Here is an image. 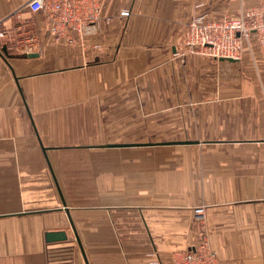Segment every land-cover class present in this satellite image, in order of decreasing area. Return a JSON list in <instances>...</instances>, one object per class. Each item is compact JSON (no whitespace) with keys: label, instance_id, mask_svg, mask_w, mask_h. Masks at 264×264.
I'll return each instance as SVG.
<instances>
[{"label":"crops","instance_id":"obj_1","mask_svg":"<svg viewBox=\"0 0 264 264\" xmlns=\"http://www.w3.org/2000/svg\"><path fill=\"white\" fill-rule=\"evenodd\" d=\"M30 1L0 0V264H51L52 246L63 245L48 243L46 233L60 230L73 231L89 264H175L177 252L196 245V203L162 198L158 174L149 187L147 169L132 177L120 150L106 147L116 117L130 122V104L120 100L134 92L132 78L140 83L168 69L192 16L238 17L263 0H100V19L73 41L51 35ZM240 64L262 83L233 88V101L229 88L218 101L209 89L197 105L200 118L251 121L252 136L233 141L264 143V56L256 40ZM247 181L222 193L211 240L222 264H264V180L250 192ZM74 264H86L81 248Z\"/></svg>","mask_w":264,"mask_h":264},{"label":"rangeland","instance_id":"obj_2","mask_svg":"<svg viewBox=\"0 0 264 264\" xmlns=\"http://www.w3.org/2000/svg\"><path fill=\"white\" fill-rule=\"evenodd\" d=\"M190 21L181 40L173 48L167 70L160 71L162 74L158 78L154 75L143 77L140 83L141 78L131 79L130 86L134 92L123 94L120 100L125 106L130 104L126 110L130 122L117 124L119 121L116 117L112 139L106 147L136 144L114 147L120 150L121 164L130 169L132 177H137L140 169H147L152 182L149 187H155L158 174L162 198L176 197L195 202L196 207L192 210L196 231L193 243L197 244L205 234L211 247L212 236L220 229V203L226 186L234 180H248L246 191L250 192L255 179L261 177L264 180V143L233 141L237 137L252 136L249 127L245 126L251 121L238 122L235 118L216 117L205 121L200 118L203 110L197 105L205 100V95H210L206 93L209 89L213 90L212 100L218 101L221 96L219 90L229 88L228 100L233 101L237 100L235 90L239 85L250 86L262 82L253 77L251 65L244 67L240 64L245 48L251 46L253 39L245 40L239 60L236 54L234 58H208L201 52L204 47L195 48L189 44ZM261 52L264 53L263 50ZM210 63L212 68L208 65ZM156 89H160V92H156ZM217 111L214 110V113ZM237 152L241 156H237ZM233 187L238 196V189ZM210 207L214 209L211 222L207 214ZM197 208L204 209L203 220L196 216ZM70 233L67 242L58 244L70 246V252L66 253L68 264H74L80 246L73 231ZM50 259L56 261L53 264H59V260L64 261L66 256L53 258L52 255Z\"/></svg>","mask_w":264,"mask_h":264},{"label":"built area","instance_id":"obj_3","mask_svg":"<svg viewBox=\"0 0 264 264\" xmlns=\"http://www.w3.org/2000/svg\"><path fill=\"white\" fill-rule=\"evenodd\" d=\"M29 7L33 12H42L49 33L56 39L66 36L73 41L82 35L85 25L100 19V0H31ZM190 28L189 44L204 47L201 52L208 58H231L236 54L239 60L246 39L256 40L264 52V0L257 10L238 17L214 19L207 14L194 15ZM32 41L30 38L29 50ZM195 214L203 220L204 209L197 208ZM174 261L175 264H222L205 234L193 247L177 252Z\"/></svg>","mask_w":264,"mask_h":264},{"label":"water","instance_id":"obj_4","mask_svg":"<svg viewBox=\"0 0 264 264\" xmlns=\"http://www.w3.org/2000/svg\"><path fill=\"white\" fill-rule=\"evenodd\" d=\"M28 57H32L31 54ZM229 61L232 62L234 60H229ZM179 143H182V142H179ZM145 145H148V144H145ZM131 146H136V144H116V145H110L109 147L114 148V147H131ZM70 223H71L72 228L74 229V227H73L74 225L72 223V220L70 221ZM46 241L48 243H50V244L64 243V242H67L68 241V234L64 230H60V231H50V232H47L46 233ZM77 241H78V244H79V246L81 248V251L83 253V256H84V259H85L86 264H89L88 263V260L86 258L84 249L82 247V244H81V242H80V240L78 238H77Z\"/></svg>","mask_w":264,"mask_h":264},{"label":"trees","instance_id":"obj_5","mask_svg":"<svg viewBox=\"0 0 264 264\" xmlns=\"http://www.w3.org/2000/svg\"><path fill=\"white\" fill-rule=\"evenodd\" d=\"M70 246H66V245H63L61 248H56L54 246H52L51 248V253L53 255V258L57 257L58 255H62V256H66V259L64 261H61L59 260V264H68L69 260H68V255L66 253L70 252V249H69ZM52 255H50V258L52 257ZM51 261V259H50ZM53 262H56L54 260L51 261V264H53Z\"/></svg>","mask_w":264,"mask_h":264}]
</instances>
